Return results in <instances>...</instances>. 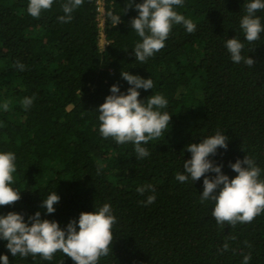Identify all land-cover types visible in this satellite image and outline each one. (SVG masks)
I'll return each mask as SVG.
<instances>
[{"label": "trees", "instance_id": "obj_1", "mask_svg": "<svg viewBox=\"0 0 264 264\" xmlns=\"http://www.w3.org/2000/svg\"><path fill=\"white\" fill-rule=\"evenodd\" d=\"M97 1L84 0L71 22L60 23L65 0H54L39 18L28 14L29 0H0V106H10L0 107V152L15 153L13 187L21 192L14 205L0 206V215L20 212L27 221L40 211L63 228L108 203L117 219L109 255L98 264H242L247 254L249 264H264V213L221 227L211 217L214 202L200 201L204 177L175 179L191 158L186 146L217 131L229 137L228 148L209 159L234 178L230 162L249 155L264 179V32L252 44L244 40L245 0H184L175 10L196 30L174 25L165 47L144 65L134 55L141 38L131 29L138 10L125 12L127 0H104L101 16ZM109 13L121 23L114 26ZM256 15L264 24V10ZM234 37L245 43L253 67L232 61L225 41ZM17 60L24 71H17ZM121 71L150 77L154 89H140L139 98L163 95L168 105L160 111L172 116L164 134L144 145L150 155L142 159L132 143L99 132L98 108L111 86L119 84L121 93L130 87ZM25 97H34L28 109ZM143 185L155 188L151 205L141 203L151 193L136 191ZM53 191L60 200L47 214L41 203ZM225 242L229 249L221 252ZM6 244L0 239V256L7 254L9 264H74L61 252L52 261L13 257Z\"/></svg>", "mask_w": 264, "mask_h": 264}, {"label": "clouds", "instance_id": "obj_2", "mask_svg": "<svg viewBox=\"0 0 264 264\" xmlns=\"http://www.w3.org/2000/svg\"><path fill=\"white\" fill-rule=\"evenodd\" d=\"M53 3L54 0H29L27 12L33 18H39L42 12L52 9ZM83 3L84 0H65L61 4L63 15L58 17L59 22H71L73 12ZM183 4L184 0H143L142 3L127 0L125 12L135 7L139 13L132 18L131 29L141 38V42L134 47V55L140 65L146 64L150 57L165 47V41L174 25H183L189 34L196 30V24L190 18L175 10V6ZM244 10L246 14L242 16L239 27L244 40L252 44L264 32V24L256 15L258 11L264 10V0H245ZM109 15L114 26L121 23L120 15ZM225 47L234 63L254 66V58L243 54L245 43L239 38H228ZM15 67L17 71L26 69V65L19 60L15 62ZM121 77L130 87L126 93H121L119 84L111 86V94L98 108L99 132L103 138H112L118 144L132 143L135 156L142 159L150 155L144 145L164 134L172 116L160 111L168 105L163 95H151L146 100L139 98L140 89H154V82L150 77L144 78L129 71H121ZM33 100L34 97L23 98L22 106L30 108ZM0 107L7 111L10 106L5 102ZM228 139L224 132L217 131L214 135L203 138L200 143L187 145L185 151L191 153V158L184 160L183 172H178L175 179L181 183L191 179L194 183L204 177L200 201L214 202L211 217L221 227L231 225L234 228L237 224L251 223L255 217L264 213V179L260 178V167L249 155L237 159L235 163L230 162L231 169L238 173L234 178L223 173V165L209 159L217 154L219 148H228ZM16 171L15 153L0 152V206L14 205L21 199V192L13 187V174ZM206 173L216 175L211 177ZM136 191L141 195L151 193L141 201L143 205L155 202L154 186H139ZM59 200V194L53 191L42 200L41 208L46 209L47 214L54 213ZM116 219L108 203L98 210L81 212L78 220L71 219L63 228L58 221L42 218L40 211L29 216L27 221L23 213L11 211L0 215V239L7 241L6 248L13 257L35 259L39 256L45 261H52L54 255L61 252L65 257L71 258L74 264H98L101 257L109 255ZM228 249L229 244L225 242L221 252ZM250 260V254L244 255L242 264H249ZM0 261L2 264H9V256H0Z\"/></svg>", "mask_w": 264, "mask_h": 264}, {"label": "rangeland", "instance_id": "obj_3", "mask_svg": "<svg viewBox=\"0 0 264 264\" xmlns=\"http://www.w3.org/2000/svg\"><path fill=\"white\" fill-rule=\"evenodd\" d=\"M101 10L102 11H101L100 15L103 16L104 13H105L104 7H101ZM101 24H104V18L103 17H102V23ZM102 35H104V34H102ZM106 43H107V41L105 40V37L102 36V38H101V45L104 46Z\"/></svg>", "mask_w": 264, "mask_h": 264}, {"label": "built area", "instance_id": "obj_4", "mask_svg": "<svg viewBox=\"0 0 264 264\" xmlns=\"http://www.w3.org/2000/svg\"><path fill=\"white\" fill-rule=\"evenodd\" d=\"M97 3H98V6H99V7H98L99 10L102 11V10H101V7H104V0H98ZM101 27H102V29H103V28H104V24H101ZM102 34H104L103 31H102Z\"/></svg>", "mask_w": 264, "mask_h": 264}]
</instances>
